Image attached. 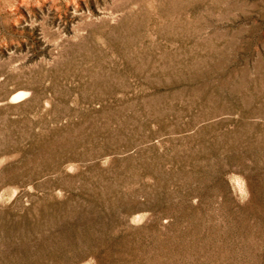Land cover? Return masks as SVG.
Listing matches in <instances>:
<instances>
[{"label":"rangeland","instance_id":"obj_1","mask_svg":"<svg viewBox=\"0 0 264 264\" xmlns=\"http://www.w3.org/2000/svg\"><path fill=\"white\" fill-rule=\"evenodd\" d=\"M0 264H264V0H0Z\"/></svg>","mask_w":264,"mask_h":264}]
</instances>
